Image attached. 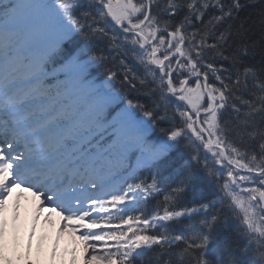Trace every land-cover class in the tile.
Here are the masks:
<instances>
[{
    "label": "snow or ice",
    "instance_id": "snow-or-ice-1",
    "mask_svg": "<svg viewBox=\"0 0 264 264\" xmlns=\"http://www.w3.org/2000/svg\"><path fill=\"white\" fill-rule=\"evenodd\" d=\"M14 190L84 264H264V0H0Z\"/></svg>",
    "mask_w": 264,
    "mask_h": 264
},
{
    "label": "rangeland",
    "instance_id": "rangeland-1",
    "mask_svg": "<svg viewBox=\"0 0 264 264\" xmlns=\"http://www.w3.org/2000/svg\"><path fill=\"white\" fill-rule=\"evenodd\" d=\"M38 204L39 201L29 192L14 190L9 196L3 213L9 211L11 220L6 219L3 225L9 229L12 238L22 240L29 247L46 249L52 259L57 253L61 264H84L85 253L78 235L71 231L61 232L60 216L49 213L47 209L37 213Z\"/></svg>",
    "mask_w": 264,
    "mask_h": 264
},
{
    "label": "trees",
    "instance_id": "trees-1",
    "mask_svg": "<svg viewBox=\"0 0 264 264\" xmlns=\"http://www.w3.org/2000/svg\"><path fill=\"white\" fill-rule=\"evenodd\" d=\"M62 49L64 50H70L71 49V41H66L63 45H62ZM62 53L61 54H55L54 59H53V63L58 64L60 62H62ZM95 78L98 79L97 81H101L103 79V69H94L92 72H90L89 74V78ZM214 191H218V189H216V186L213 185L212 186ZM155 204V201H152L149 203L148 207L149 209H151V207ZM236 224L235 222H233L232 227L229 229L227 235V239L229 240V242L233 241L234 239H236ZM240 243H244V241H239Z\"/></svg>",
    "mask_w": 264,
    "mask_h": 264
}]
</instances>
